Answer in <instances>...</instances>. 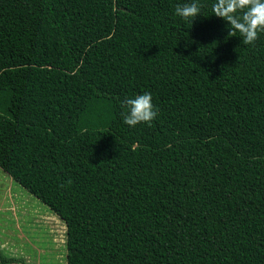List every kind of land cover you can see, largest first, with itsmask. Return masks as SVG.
Here are the masks:
<instances>
[{"label": "trees", "instance_id": "obj_1", "mask_svg": "<svg viewBox=\"0 0 264 264\" xmlns=\"http://www.w3.org/2000/svg\"><path fill=\"white\" fill-rule=\"evenodd\" d=\"M191 2L0 0V168L65 224L66 264H264V32Z\"/></svg>", "mask_w": 264, "mask_h": 264}, {"label": "rangeland", "instance_id": "obj_2", "mask_svg": "<svg viewBox=\"0 0 264 264\" xmlns=\"http://www.w3.org/2000/svg\"><path fill=\"white\" fill-rule=\"evenodd\" d=\"M0 251L26 264H66V226L0 168Z\"/></svg>", "mask_w": 264, "mask_h": 264}, {"label": "clouds", "instance_id": "obj_3", "mask_svg": "<svg viewBox=\"0 0 264 264\" xmlns=\"http://www.w3.org/2000/svg\"><path fill=\"white\" fill-rule=\"evenodd\" d=\"M201 6L192 0L191 3L177 5L175 14L185 20L192 21L200 15ZM212 13L226 21L228 36L243 37V44L251 45L264 32V0H216L212 5ZM126 111L122 112L123 123L135 127L139 123L150 124L158 112L154 110L151 93L145 92L122 102Z\"/></svg>", "mask_w": 264, "mask_h": 264}]
</instances>
